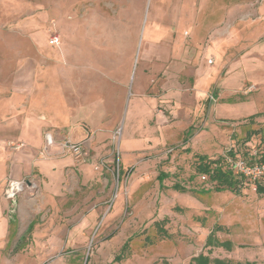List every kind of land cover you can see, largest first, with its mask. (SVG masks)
<instances>
[{
  "label": "rangeland",
  "instance_id": "obj_1",
  "mask_svg": "<svg viewBox=\"0 0 264 264\" xmlns=\"http://www.w3.org/2000/svg\"><path fill=\"white\" fill-rule=\"evenodd\" d=\"M263 7L0 0V103L22 98L9 88L27 77L54 94V76H38L78 56L90 107L82 93L67 132L92 135L78 142L85 158H52L27 138L28 170L15 161L9 179L31 176L39 188L25 180L0 264H189L198 255L264 264V194L245 181L238 194L215 192L196 170L199 157L223 169L230 153L264 159ZM53 35L60 46L48 45Z\"/></svg>",
  "mask_w": 264,
  "mask_h": 264
},
{
  "label": "crops",
  "instance_id": "obj_2",
  "mask_svg": "<svg viewBox=\"0 0 264 264\" xmlns=\"http://www.w3.org/2000/svg\"><path fill=\"white\" fill-rule=\"evenodd\" d=\"M65 27H63V30ZM80 28L82 27L78 24L75 29L78 31ZM74 57L75 63L67 61L66 56L61 57V60L56 62L54 70H49L48 74L46 72L45 74L40 73L41 76H38H54V94L52 92L49 94L42 90L43 87L40 85L35 84L37 88L32 86L29 83L30 78L27 77L28 83L24 86L16 85L14 87V85L9 88V93L13 96L15 95V98L19 97L20 93H24L22 98L16 101L14 99L0 103V252L5 249L9 241L10 222L8 214L10 215L11 209H13L4 198V186L6 180L9 179V169L11 167L17 168V162L15 163V161L20 162L19 165L21 167H19L21 170L27 168V163H31V161L28 162L32 155L31 151L22 155L24 149L28 148L27 138L33 136L37 140L40 139L41 148H45L48 151V148L51 147L50 149L55 150V154L50 156L56 158L66 156L61 148L63 142L78 143L85 138L92 137V135L81 131L78 127L71 129L69 133L67 132L74 123L75 110L80 107L81 94L83 93L87 96V99H84V105L89 106L90 100V85L87 86L84 83L83 86L87 87L82 86L84 88L82 90L78 87L79 84H82L80 81L81 76L78 74V68L81 64L80 59L77 58L78 56ZM51 82V80H48V83ZM88 84L90 83L88 82ZM82 108L86 109V107ZM87 118L89 120V117ZM84 120L86 125L90 123L87 119L84 118ZM46 135L51 136L53 139L54 144L50 147H46ZM18 143H22L24 146L19 150H15L13 146ZM17 156L19 157L18 160L16 159ZM29 178L34 182V187L39 188L37 181L33 177L24 175L22 179L28 180ZM189 178L191 179V177ZM158 181H160L159 178Z\"/></svg>",
  "mask_w": 264,
  "mask_h": 264
},
{
  "label": "built area",
  "instance_id": "obj_3",
  "mask_svg": "<svg viewBox=\"0 0 264 264\" xmlns=\"http://www.w3.org/2000/svg\"><path fill=\"white\" fill-rule=\"evenodd\" d=\"M48 45L52 47H58L60 45V37L56 35L50 36L48 39ZM208 63L211 64L212 62L209 60ZM45 142L46 147H50L54 144L52 137L49 135L45 136ZM23 146L24 145L22 143H18L15 144L13 148L15 150H19L20 148H23ZM249 146L251 150L250 154L254 155L253 157H255L254 147L251 145ZM61 148L63 153L65 154H73L76 157L82 158H85L87 156L85 147H83V145H81L80 143L65 141L61 144ZM225 162L232 174L235 177L248 182L252 186L251 188L254 192L257 191L258 185H261L264 188V162L255 160V158H249L248 160H246L241 156H228ZM96 169L98 168L96 167ZM201 179L205 180L206 177L202 176ZM25 187V180H6L3 194L4 198L12 207L15 206L19 195L25 190Z\"/></svg>",
  "mask_w": 264,
  "mask_h": 264
},
{
  "label": "trees",
  "instance_id": "obj_4",
  "mask_svg": "<svg viewBox=\"0 0 264 264\" xmlns=\"http://www.w3.org/2000/svg\"><path fill=\"white\" fill-rule=\"evenodd\" d=\"M229 155L231 157L239 156V155L231 154V153ZM260 159L262 160L261 162H264V159L262 158ZM198 162L199 163L196 167L197 173L204 175L206 177V180L214 185L213 189L215 192L229 191L230 193H233V194L239 193V187L243 180L235 177L232 174V172L226 165L225 161H224L225 167H226L225 169H223L221 165L218 164V160L212 162L205 157H199ZM165 177H166L165 174H160L158 176L160 181H162ZM175 188L181 191H185L184 188H181L178 186H176ZM256 192L263 193L264 188L261 185H258ZM212 239L213 238L211 236L207 240L208 245H212L211 244ZM230 245L231 244L229 242L220 244V246L223 247L225 250H230L231 249ZM189 264H226V262L222 260H218V259H210L208 256L198 255L197 257H193L190 260Z\"/></svg>",
  "mask_w": 264,
  "mask_h": 264
}]
</instances>
